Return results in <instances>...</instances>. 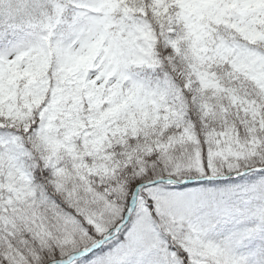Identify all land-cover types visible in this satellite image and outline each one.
I'll return each instance as SVG.
<instances>
[{"label": "snow or ice", "instance_id": "1", "mask_svg": "<svg viewBox=\"0 0 264 264\" xmlns=\"http://www.w3.org/2000/svg\"><path fill=\"white\" fill-rule=\"evenodd\" d=\"M0 264H264V0H0Z\"/></svg>", "mask_w": 264, "mask_h": 264}]
</instances>
